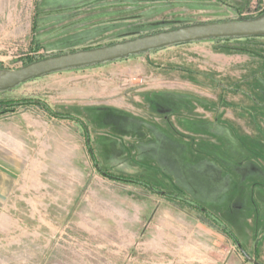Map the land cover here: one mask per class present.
<instances>
[{"label": "rangeland", "instance_id": "obj_1", "mask_svg": "<svg viewBox=\"0 0 264 264\" xmlns=\"http://www.w3.org/2000/svg\"><path fill=\"white\" fill-rule=\"evenodd\" d=\"M263 12L264 0H6L0 70ZM248 164L264 173V37L2 92L0 264H264V174L249 180Z\"/></svg>", "mask_w": 264, "mask_h": 264}, {"label": "water", "instance_id": "obj_2", "mask_svg": "<svg viewBox=\"0 0 264 264\" xmlns=\"http://www.w3.org/2000/svg\"><path fill=\"white\" fill-rule=\"evenodd\" d=\"M246 37H264V12L253 19L195 23L116 44L51 56L17 70H0V93L47 75L105 65L169 47L207 40ZM236 245L244 253L245 258L250 259L242 247Z\"/></svg>", "mask_w": 264, "mask_h": 264}, {"label": "trees", "instance_id": "obj_3", "mask_svg": "<svg viewBox=\"0 0 264 264\" xmlns=\"http://www.w3.org/2000/svg\"><path fill=\"white\" fill-rule=\"evenodd\" d=\"M246 38H253V37H246ZM233 38H225V39H218V40H231ZM151 188V190H153L154 188H152L151 186H149ZM189 205L195 207V208H198V209H201L200 206L192 203V202H188ZM202 210V209H201ZM205 213V215L207 217L210 218V220L214 221L215 223H217L221 228L222 230L224 231V233L228 234L235 242L236 244H238V240L237 238L234 236V234L232 232H230V230L220 221L218 220L213 214H211L210 212L208 211H203Z\"/></svg>", "mask_w": 264, "mask_h": 264}, {"label": "crops", "instance_id": "obj_4", "mask_svg": "<svg viewBox=\"0 0 264 264\" xmlns=\"http://www.w3.org/2000/svg\"><path fill=\"white\" fill-rule=\"evenodd\" d=\"M6 0H0V6H3V3L5 2ZM196 24H201V23H196ZM62 73V72H60ZM55 74H58V73H55ZM52 75V74H51ZM204 135H200L198 139L200 140H204ZM238 167H243V164L242 165H237ZM233 169V168H232ZM234 171L232 172V174L235 172V169H233ZM236 172L239 174V171L236 170ZM264 173L262 171H260V169L256 168L255 165H252V164H248L247 166V172H246V175L248 177L249 180H252V179H255V177L257 175L259 176H262ZM240 209V208H239ZM215 216V215H214ZM216 217V216H215ZM219 220V219H218ZM221 221V220H220ZM222 222V221H221Z\"/></svg>", "mask_w": 264, "mask_h": 264}]
</instances>
